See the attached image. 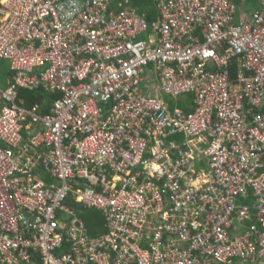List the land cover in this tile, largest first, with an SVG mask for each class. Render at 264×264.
Here are the masks:
<instances>
[{"label":"built area","instance_id":"built-area-1","mask_svg":"<svg viewBox=\"0 0 264 264\" xmlns=\"http://www.w3.org/2000/svg\"><path fill=\"white\" fill-rule=\"evenodd\" d=\"M246 1L163 0L150 32L114 0H0V264H264V0Z\"/></svg>","mask_w":264,"mask_h":264},{"label":"crops","instance_id":"crops-1","mask_svg":"<svg viewBox=\"0 0 264 264\" xmlns=\"http://www.w3.org/2000/svg\"><path fill=\"white\" fill-rule=\"evenodd\" d=\"M134 1L135 0H114V2L112 4V8H114V9H116L118 7H130V8H133L139 14L145 15L147 21H149L148 20V16H147L148 12L155 10L158 13V3L160 1H163V0H138L137 3H134ZM248 2L250 3V6H251V7L249 6V8L247 7V3ZM242 3L245 4L244 7H242L243 6V5H241ZM257 3H258L257 0H247L246 2H237L236 5H237V7L239 9H241L243 11L253 12L254 10L257 9V6H258ZM157 19H158V14H156L155 19L152 21V24L150 26V32H151V29H152L153 25L157 22ZM149 25H150V23H149ZM3 64H4L3 61H0V65H3ZM8 67H9V64H8ZM233 68H236L235 72L233 71ZM238 71H239V69H238V66H237V62L234 60L231 63V65H230V73H231L232 78H235V76L238 73ZM10 79H11L10 70L8 71L7 67L4 68V69L0 68V88L7 87V85L11 81ZM147 83H149V82H145V88H148V86L150 85V83L149 84H147ZM149 88H157V85L154 84L152 87L149 86ZM40 90H42L43 93L46 94V95L50 94V93L46 92L44 89H40ZM152 93L157 95V96H159V97H163L164 101L169 104L170 109L178 107V108H181L182 110H184L186 112H189V111L193 110V96L192 95H190L188 97L184 95V96L179 97L177 100H173V99L169 98L167 95H163V94L159 93L158 90H156V89H154L152 91ZM180 98H184V99L180 100ZM53 99L50 101L49 104H48L47 100L42 99L43 106H41L40 103H36V104H39L41 111L45 112V111L48 110V108L51 105ZM19 103H23L22 99L19 100ZM44 103H45V106H44ZM260 111L264 112V101L262 103ZM199 165L203 166L204 163L202 162ZM67 204L69 206L73 207L74 210H75V214L82 219V222H83V225H84V228H85L84 232L87 234V236L89 238H94V237L100 236V235L104 234L107 231L108 226H107V222H106V219H105V214L102 211L95 210L93 208L91 209V208L88 207L89 208L88 211H90V210L93 211V212L95 211L96 214L100 217L99 220H97L98 224H97L96 228L93 230L92 229L94 227L93 223H97L95 219H92L93 216L91 214H89V213H88V217H87V213H84V216H83L81 214L82 211L81 210L80 211L77 210L78 209V204L79 205H81V204L79 202L74 201L73 199H69L67 201ZM91 216H92V218H91ZM253 218L254 217H252V219ZM245 223H251V221H246ZM240 230L241 229H239V228H235L233 233H235V234L240 233ZM63 251H65V249H63ZM59 252H61V251H59ZM233 264H242V263L239 260H236V261L233 262Z\"/></svg>","mask_w":264,"mask_h":264},{"label":"trees","instance_id":"trees-1","mask_svg":"<svg viewBox=\"0 0 264 264\" xmlns=\"http://www.w3.org/2000/svg\"><path fill=\"white\" fill-rule=\"evenodd\" d=\"M136 1V2H135ZM134 3H137L138 0H135ZM156 14H158L155 10L153 11H150L148 12L147 16H148V22L150 23V26L152 24V21L155 19L156 17ZM0 61H5L3 59H1ZM8 71H9V67L6 66ZM236 68H233V71L235 72ZM18 95H19V98L22 99L24 105L26 106H30V105H33V104H36V103H40L41 106H43V103H42V99H45L48 101V104L50 103V101L56 97L55 94H44L42 90L40 89H35V90H29V89H24V88H20L18 90ZM47 104V105H48ZM44 106H45V103H44ZM77 204V203H76ZM88 207H85V206H81L78 204V209L77 210H81L82 211V215L84 216V213H87V217H88V213L91 214L93 216H91L92 219H95L96 222L97 220H99V216L96 214V212L94 211H88ZM92 209V208H91ZM90 218V219H91ZM87 219V218H86ZM88 220V219H87ZM94 224V227L92 228L93 230L96 228L97 223H93Z\"/></svg>","mask_w":264,"mask_h":264},{"label":"rangeland","instance_id":"rangeland-1","mask_svg":"<svg viewBox=\"0 0 264 264\" xmlns=\"http://www.w3.org/2000/svg\"><path fill=\"white\" fill-rule=\"evenodd\" d=\"M241 5H243L242 7H244V3H242ZM249 6H250V3L248 2L247 3V7L249 8ZM251 7V6H250ZM236 22H237V20H236ZM3 65H0V68H2V69H4V68H6V66H8V62L5 60V61H3ZM185 96H190V95H185ZM184 98H180V100H183Z\"/></svg>","mask_w":264,"mask_h":264}]
</instances>
